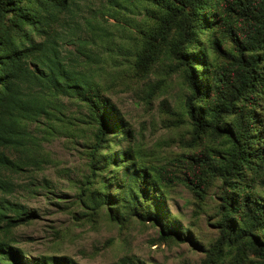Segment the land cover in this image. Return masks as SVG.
Segmentation results:
<instances>
[{
	"label": "trees",
	"instance_id": "16d2710c",
	"mask_svg": "<svg viewBox=\"0 0 264 264\" xmlns=\"http://www.w3.org/2000/svg\"><path fill=\"white\" fill-rule=\"evenodd\" d=\"M80 1L0 0V192L16 190L7 172L47 160L27 127L57 119L67 97L94 125L93 174L82 197L95 212L107 206L112 220L159 223L164 240L203 251L201 264H264V0H109L143 15L129 25L140 34L130 29L128 47L82 17ZM99 44L132 56L141 70L164 51L178 63L192 139L168 163H148L131 146L132 131L95 73ZM13 150L22 157H11ZM218 182L219 236L203 249L189 226L185 237L166 202L182 185L203 203ZM36 215L0 197V264H77L58 255L29 259L15 245V229Z\"/></svg>",
	"mask_w": 264,
	"mask_h": 264
},
{
	"label": "rangeland",
	"instance_id": "374dc122",
	"mask_svg": "<svg viewBox=\"0 0 264 264\" xmlns=\"http://www.w3.org/2000/svg\"><path fill=\"white\" fill-rule=\"evenodd\" d=\"M80 5L82 17L99 22L115 44L126 47L131 21L143 18L133 7L111 6L109 0H81ZM115 13L119 22L112 18ZM99 45V58L93 62L95 73L132 131L131 146L138 148L148 163H168L192 139L182 108L188 89L178 63L164 51L148 70H141L132 56L117 47L108 52V46ZM66 49L74 50V46ZM60 108L63 114L58 113L57 119L41 118L27 127L34 143L40 144V152L46 154L42 167L7 172L16 190L12 195L0 192V197L37 213L30 223L15 229V245L24 249L29 259L58 255L77 264H201L206 257L203 251L189 243L164 240L159 223H141L135 217L130 221L129 216L112 220L107 206L101 212L92 209V203L82 197V188L93 174L94 125L86 123V111L74 100L61 99ZM78 128L84 132L79 133ZM8 154L15 160L22 157L14 150ZM261 189L264 191V180ZM220 191L218 182L203 203L182 185L168 194L169 212L185 229V237L189 236L186 228H191L190 234L198 237L203 249L219 236Z\"/></svg>",
	"mask_w": 264,
	"mask_h": 264
}]
</instances>
